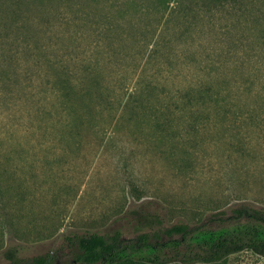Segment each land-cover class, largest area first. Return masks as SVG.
I'll return each instance as SVG.
<instances>
[{"label":"rangeland","instance_id":"rangeland-1","mask_svg":"<svg viewBox=\"0 0 264 264\" xmlns=\"http://www.w3.org/2000/svg\"><path fill=\"white\" fill-rule=\"evenodd\" d=\"M90 1L77 40L66 0H32L22 5L23 28L0 29V264H9L10 246L70 260L71 233L118 227L136 236L140 210L171 224L264 208V0H182L196 7L191 20L161 0ZM102 36L104 74L120 91L153 81L175 106L199 89L222 105L210 103L197 121L179 110L165 138L149 124L122 123L85 125L83 137L68 139L64 106L39 64L59 48L89 60ZM218 264H264V256L243 250Z\"/></svg>","mask_w":264,"mask_h":264},{"label":"trees","instance_id":"trees-1","mask_svg":"<svg viewBox=\"0 0 264 264\" xmlns=\"http://www.w3.org/2000/svg\"><path fill=\"white\" fill-rule=\"evenodd\" d=\"M66 1L73 7L74 18L69 21L77 26L72 36L77 40L81 29L83 32L80 24L87 19V8L91 7V1L82 6L81 0ZM173 1L161 0L172 7V12L176 10L191 20V12L196 7L190 3L188 6L183 5L182 0H176V5H171ZM204 1L205 4L209 2V6L220 7L241 4L246 0ZM28 3H32V0L0 1V29H9L11 24L23 28L25 12L22 11V5ZM127 3L123 1L117 6L125 9ZM101 10L97 6L96 14L102 13ZM8 14L14 16L12 22L8 20ZM107 21H99V28H105ZM110 22L114 30L121 26V22ZM10 34L8 32L2 38ZM104 38L102 36L94 44V48L99 47L100 50L97 49V54L89 60L80 58L77 53L76 58L70 57L66 50L59 48L56 53L47 54L45 61H40L39 73L49 77L52 92L64 106L63 134L68 139L83 137L85 125H99L108 129L122 123L133 124L137 128L149 124L159 136L165 138L171 135L179 110H185L197 121L202 112L207 113L210 103L217 101L216 105L218 102L222 105L219 97L217 100L214 98L213 91L199 89L195 93L185 91L182 104L175 106L171 100L158 93V83L153 81H147L140 88L136 86L133 90L120 91L104 74L106 57L100 47V41ZM5 69L9 71V68ZM0 73H3L1 69ZM206 113L202 116L209 117ZM3 180L4 174L0 175V188L5 187ZM138 213L136 236H126L123 228L118 227L69 234L70 260H63L55 250L24 256L16 246H10L4 255L9 264H218L229 255L243 250H252L264 256V208L243 204L235 208L232 215L219 220H181L171 224H165V219L159 213L141 210Z\"/></svg>","mask_w":264,"mask_h":264}]
</instances>
